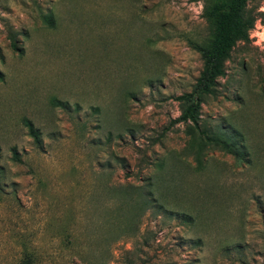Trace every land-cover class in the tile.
I'll use <instances>...</instances> for the list:
<instances>
[{
  "label": "rangeland",
  "instance_id": "obj_1",
  "mask_svg": "<svg viewBox=\"0 0 264 264\" xmlns=\"http://www.w3.org/2000/svg\"><path fill=\"white\" fill-rule=\"evenodd\" d=\"M205 5L0 0V264H264V0L199 110L239 153L208 145L199 168L174 119Z\"/></svg>",
  "mask_w": 264,
  "mask_h": 264
},
{
  "label": "trees",
  "instance_id": "obj_2",
  "mask_svg": "<svg viewBox=\"0 0 264 264\" xmlns=\"http://www.w3.org/2000/svg\"><path fill=\"white\" fill-rule=\"evenodd\" d=\"M205 1V16L213 25V32L210 40L201 45H195L203 59L202 70L190 92L183 93L176 98L181 101L182 109L174 122H188L202 135V139L193 151L196 162L201 168L202 153L204 149L211 145L215 148L238 154L237 143L233 142L220 131H209L201 127L199 123V110L204 96H216L217 79L225 74L224 60L229 55L230 50L239 40L249 37V30L255 25L258 17L247 13L246 6L248 0H203ZM16 50L15 41L11 42ZM3 78L0 72V80ZM25 124L29 134L39 140V133L31 121L26 120ZM194 141L191 147L194 146ZM12 158L20 162V157L15 147L12 148Z\"/></svg>",
  "mask_w": 264,
  "mask_h": 264
}]
</instances>
